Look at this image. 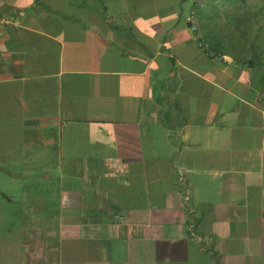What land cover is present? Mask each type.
<instances>
[{
    "label": "crops",
    "instance_id": "crops-1",
    "mask_svg": "<svg viewBox=\"0 0 264 264\" xmlns=\"http://www.w3.org/2000/svg\"><path fill=\"white\" fill-rule=\"evenodd\" d=\"M225 9L0 0V264H264V35L214 48Z\"/></svg>",
    "mask_w": 264,
    "mask_h": 264
},
{
    "label": "trees",
    "instance_id": "trees-1",
    "mask_svg": "<svg viewBox=\"0 0 264 264\" xmlns=\"http://www.w3.org/2000/svg\"><path fill=\"white\" fill-rule=\"evenodd\" d=\"M226 5L224 11L225 21L223 25L214 26L211 45L216 49H229L233 45V38L242 34L248 41L252 36V45L256 37L264 35V0L257 2V7L251 8L247 0H219ZM257 22V27L251 25V21ZM217 32L218 35L215 34ZM243 44H246L245 42Z\"/></svg>",
    "mask_w": 264,
    "mask_h": 264
},
{
    "label": "rangeland",
    "instance_id": "rangeland-1",
    "mask_svg": "<svg viewBox=\"0 0 264 264\" xmlns=\"http://www.w3.org/2000/svg\"><path fill=\"white\" fill-rule=\"evenodd\" d=\"M247 1L253 4V3L258 2L259 0H247Z\"/></svg>",
    "mask_w": 264,
    "mask_h": 264
},
{
    "label": "built area",
    "instance_id": "built-area-1",
    "mask_svg": "<svg viewBox=\"0 0 264 264\" xmlns=\"http://www.w3.org/2000/svg\"><path fill=\"white\" fill-rule=\"evenodd\" d=\"M188 19L192 21V16H190ZM192 28L195 30L196 26L194 25V26H192Z\"/></svg>",
    "mask_w": 264,
    "mask_h": 264
}]
</instances>
